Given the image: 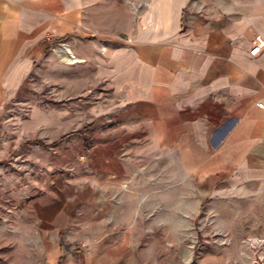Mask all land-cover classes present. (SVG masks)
Instances as JSON below:
<instances>
[{"label":"crops","instance_id":"1","mask_svg":"<svg viewBox=\"0 0 264 264\" xmlns=\"http://www.w3.org/2000/svg\"><path fill=\"white\" fill-rule=\"evenodd\" d=\"M256 36L264 38V0H0V117L25 93L34 63L65 39L110 90L98 116L88 110L103 121L106 150L92 163L90 181L105 183L96 197L143 194L123 191L126 181L255 196L264 191Z\"/></svg>","mask_w":264,"mask_h":264},{"label":"rangeland","instance_id":"2","mask_svg":"<svg viewBox=\"0 0 264 264\" xmlns=\"http://www.w3.org/2000/svg\"><path fill=\"white\" fill-rule=\"evenodd\" d=\"M65 46L53 41L0 117V264H264V191L204 198L190 196L197 183L126 181L143 194L94 195L110 90L64 61Z\"/></svg>","mask_w":264,"mask_h":264},{"label":"built area","instance_id":"3","mask_svg":"<svg viewBox=\"0 0 264 264\" xmlns=\"http://www.w3.org/2000/svg\"><path fill=\"white\" fill-rule=\"evenodd\" d=\"M264 50V38L261 36H256L253 41V47L250 51L252 56H257Z\"/></svg>","mask_w":264,"mask_h":264},{"label":"bare ground","instance_id":"4","mask_svg":"<svg viewBox=\"0 0 264 264\" xmlns=\"http://www.w3.org/2000/svg\"><path fill=\"white\" fill-rule=\"evenodd\" d=\"M61 53L64 54V58H63L64 61H66V62H68V63H70V64H76V63H80V62H82L80 59H77V58L73 55V53H72L71 49L69 48V46H65V47L62 49Z\"/></svg>","mask_w":264,"mask_h":264}]
</instances>
